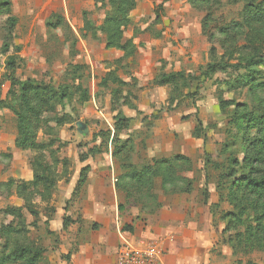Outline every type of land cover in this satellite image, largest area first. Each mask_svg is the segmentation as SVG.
Segmentation results:
<instances>
[{
    "label": "rangeland",
    "instance_id": "obj_1",
    "mask_svg": "<svg viewBox=\"0 0 264 264\" xmlns=\"http://www.w3.org/2000/svg\"><path fill=\"white\" fill-rule=\"evenodd\" d=\"M245 1L253 2L254 5L263 2L261 7L264 8V0H208L209 3L203 5L201 9L198 6L193 7L192 24L187 27L192 36H194V26H198L201 17L204 18L207 14L209 19L203 40L197 42L198 51H195L194 57H191L190 53L189 58L186 55L188 64L180 63L179 72L184 74V78L176 80L175 88H167V94L178 100L175 105H166V101H162L164 97L162 89L154 91L149 82H145L151 71L148 60H155L160 71L166 70L168 63L165 62L160 45L154 47L151 42L153 39L148 37V34L139 36L140 26L135 27L138 30L135 41L138 50L135 47L136 57L131 63L125 64L123 74L128 78L137 74L140 78L136 85L131 82L127 88L122 89L121 96L127 91L128 99L134 98L141 104L139 107L143 110V114L149 113L150 109L155 111L156 114L152 117H140V125H138L139 121L134 124L136 128L143 129L142 132L147 131L152 125L154 122L152 118L155 121L158 119L156 127H162L160 121H163L164 128H170L171 132L180 130L181 133L191 132L196 127L197 119L201 122L202 126L197 134L203 136L205 145L203 154L195 160V184L185 183L180 187L177 184L169 185L167 190L175 187L184 188V192H189L191 189L198 193L203 202L206 201L207 191L209 193L215 191L219 200L212 207V214L215 217L214 221L218 222L222 230L227 227V231L222 233V241L224 245H228L232 254L230 264H264V193L249 186L250 179L264 178V25L261 29H256V26L245 28L235 25L242 18ZM12 5L10 16L16 19L12 29L6 20L7 15L0 16V98L3 101L8 98L10 77L15 78L18 83L30 80L41 88L53 90V94H56L57 97L51 99L47 106H39L41 108L39 116L32 118L33 123L28 131L34 134L33 142L44 146L40 153L34 154L43 156L42 163L51 164L50 152H55L57 158L64 163L57 165L55 170L53 168L48 171L46 176V178H57L60 182L74 172L69 158L77 153L85 155L89 150L88 146L97 148V145L102 143L103 147L108 148L111 145L112 133H105L111 130L112 126L109 89H93L89 81L93 75L96 76L97 82L104 75V71L101 70L106 68L105 63L117 57L115 53L105 51L102 38L97 41L77 39L81 38L79 30L82 26L80 22L82 12L88 11L90 19L96 25L102 20L103 13L93 9L92 0H53L52 2L26 0L14 1ZM53 9L71 26L76 37V40L72 39L73 43L68 38L63 44L60 40L61 33L46 30L45 23L50 19ZM167 11L175 13L174 9ZM149 13L153 17L152 10ZM152 32L157 31L153 29ZM225 34L228 40L225 39ZM5 43L9 45V51L6 53L3 49ZM189 51L190 48H187V52ZM148 52H152L151 55ZM9 58L14 61L12 71H9L5 65ZM74 64L78 68L81 65H89V80L84 77V70L79 69L78 72L75 70L72 73ZM210 66L215 67L212 74L208 69ZM68 68L70 71L66 72ZM170 70L176 68L172 67ZM207 72L209 73L205 75ZM77 76L82 78L83 82H88L93 94L90 101L92 103L84 107L78 105L77 101L83 94L82 88L80 87L77 93L74 92V79ZM80 86L83 87L82 84ZM138 86L142 87L139 91H135V87ZM13 91L15 98L18 99L19 87H14ZM57 92L73 102H64V100L60 103ZM5 102L16 104L15 99L10 101L7 99ZM220 103L224 107L223 112L220 110ZM165 113L168 116L162 117ZM62 117H66L70 122L84 123L89 128L88 135L85 137L84 134H79L76 123L57 126V121ZM35 128L38 130L34 132ZM100 130L103 131V135H98ZM0 131L4 134L2 136L4 142L6 140L11 143L16 135L15 115L5 105L0 108ZM137 132L134 131L133 138L144 139V135H139L140 133ZM0 139L2 140L1 137ZM22 154L19 161L26 165L31 153ZM12 159L10 149L0 152V178H7L8 168L11 170L14 168ZM186 169V165H180L178 173L182 174ZM203 177L208 186L203 185ZM11 178H14L13 175ZM9 182H11L10 187H0V225L11 224L13 227H18L21 223L18 217L12 215L4 217L2 212L9 208H20L26 221L25 234L28 244H33L34 248L45 253H53L59 249L61 258L64 261L68 260L72 250L67 253L66 249L61 250L62 239L50 231L55 208L58 207V203L60 207L64 196L59 192L61 200L55 198L58 196V182L51 189L49 200L43 203L39 198L33 199L32 205L38 214L36 218L24 210L23 200L16 196V189L23 182L18 179H11ZM231 194L233 199L230 198ZM79 196L80 191L75 195L71 193L64 208L66 213L62 217V221H65L63 231L67 235H69L67 228L75 223L72 221L75 214L78 215L77 222L80 221L81 224ZM71 209L76 211L73 216L68 213ZM229 214H232V217H228ZM258 222L261 224L260 233H256ZM255 233L259 237L256 235L258 239L252 240L249 234ZM18 248V244L10 246V250L18 251L20 249ZM42 259L41 264H48V256H43Z\"/></svg>",
    "mask_w": 264,
    "mask_h": 264
},
{
    "label": "crops",
    "instance_id": "obj_2",
    "mask_svg": "<svg viewBox=\"0 0 264 264\" xmlns=\"http://www.w3.org/2000/svg\"><path fill=\"white\" fill-rule=\"evenodd\" d=\"M14 1L26 0H8L10 10ZM52 1L50 0V2ZM92 1L93 9L102 11V20L96 25L90 19L88 11L82 12L80 21L82 26H80L81 29L79 30L81 38L77 39L97 41L102 38L105 51L115 53L117 57L111 62L105 63L106 68L101 70L104 71V75L97 82L95 81L96 76L94 77L93 75H91L89 82L93 89H109L112 126L110 127L111 130H107L105 133L111 132L113 139L115 118L118 114L129 120L128 129L126 132L118 134V139L121 141L129 139L131 151H129L130 153L123 151L125 157L121 160L119 159L120 157L116 158L113 156V147L109 145L108 148L103 147L97 155L88 156L83 162L79 161L78 153L71 159L69 158L74 172L67 179L58 182V196H55V198L59 201L61 200L59 192L64 196L61 200V208L59 203L58 207L55 208L54 221L50 223L52 225L50 231L59 235L62 239L61 250L66 249V253L72 251L66 261L61 258L59 249L53 253H45L44 256H48V264H118L120 249L123 246L135 247L140 242L156 246L158 255L155 264H230L232 254L228 245L223 244L222 227L218 226V222L214 221L215 217L212 214V207L219 200L215 191H210V193L207 191L206 201L203 202L198 193L193 192L191 189L189 192H184V188L173 187L168 191V185H164L162 177L153 179V188L150 192L130 194L122 187H117V181L128 180V177L125 176L128 169L153 167L157 161L171 160L178 156L187 159L190 166L186 172L178 173L175 183L178 187L185 183L195 184V160L203 154L205 139L196 137L194 133L195 127L188 133H181L180 130L171 132L170 128H164L163 121H160L162 127H156L158 119L155 121L153 118L151 119L152 122H155H153L154 124L152 123L153 126L150 125L147 131L142 132L143 129L136 128L134 124L139 121L138 125H140V117H152V115H155L156 113L153 109H150L149 113L143 114V110L139 107L141 104L135 101L134 98H127L126 103L122 101L118 106H113V91L116 89V84L108 81L105 86H102L101 82L104 79H110L111 76H115L119 81L127 84L122 89L127 88L131 82L136 85L140 78L137 74L129 78L123 74L125 64L131 63L136 55L125 58L123 52L105 48V35L101 32L100 27L103 25L110 8L106 3L96 0ZM167 9H174L175 13H171ZM151 10L153 17L149 13ZM191 10L194 11L189 0H138L135 8L128 16L130 25L123 33V38L132 40L136 50H138L135 44L138 30L135 27L138 26H140L139 36L148 34V37L150 36L153 39L151 42L154 47L160 45L165 62L168 63L167 69L160 71L161 69H159L155 60L144 61L151 65V71L145 82H149L154 91L162 89L161 91L164 92L162 101H166V105L170 104L169 94H167L169 86H156L153 84L154 79L160 74L179 72L181 70L180 63L188 64V58L190 56L194 57L195 51H198L197 42L203 40L202 17L198 26H194V36L188 32L187 27L192 24L191 19L193 17ZM49 23H58L59 25L58 27L50 28L48 27ZM70 27L65 18L56 10L50 14V19L45 23L46 30L61 33L60 40H62L63 44L68 38H70L72 43V39L76 40ZM153 29L157 32H152ZM187 48H190L189 52H187ZM151 53L148 52L149 55ZM189 53L190 56H188ZM186 55L188 58H185ZM185 66L182 67L185 68ZM74 67L78 68L75 64ZM172 67H175L176 70H170ZM69 68L66 72L70 71ZM79 69L84 70V77L89 80V65H81ZM79 84H82L84 87L82 88L87 90L88 93L87 101L81 103L77 100L78 105L84 107L92 103L90 101L93 94L90 91L91 87L88 82H83L82 78L76 79L74 85L77 86ZM141 87H135V91H139ZM125 94H127V91ZM0 101L3 100L0 98ZM155 101L157 102V100ZM177 101L171 105H175ZM167 116L166 113L162 115V117ZM134 131H138L139 135H144V139L142 137L140 140L134 139ZM102 132V130L98 131V135H103ZM3 135V132L0 131V137L2 138V140L0 139V152L10 149V153L13 155L14 168L12 170L8 168L6 173L8 177L0 178V184L5 183L9 179H18L26 183L31 182L33 174L30 164L34 154L29 150H20L15 147L17 130L11 143L6 140L4 142ZM87 135L84 136L86 137ZM101 144H98L97 147ZM129 146L124 149H129ZM88 147L91 149L93 146ZM22 153L24 155L25 153H31L27 158L26 165L19 161ZM83 167H88L89 170L79 196V213L82 216L81 224L80 221L77 222L78 215L75 214L76 211L71 209L68 213L71 216L75 214L74 218L72 217V221L75 223L67 228L69 232V235H67L64 233L62 225V217L66 213L64 208L78 183L79 173ZM12 175L14 178H11ZM202 182L204 186L209 185H206L205 177L202 178Z\"/></svg>",
    "mask_w": 264,
    "mask_h": 264
},
{
    "label": "trees",
    "instance_id": "obj_3",
    "mask_svg": "<svg viewBox=\"0 0 264 264\" xmlns=\"http://www.w3.org/2000/svg\"><path fill=\"white\" fill-rule=\"evenodd\" d=\"M101 3H106L109 6V11L106 14V18L103 22V25L100 27L101 32L105 35V48L106 49H114L124 53L125 58H130L135 55V46L132 43V40H125L123 38V33L125 29L130 25V21L128 19L129 13L135 8L136 3L138 0H96ZM191 7H199L202 8L203 5L208 4V0H189ZM263 2H259L258 4L254 5L253 2L248 3L245 1V5L243 7L242 18L239 23H236V26L245 27V28H252L256 26V29H261L264 25V8L261 7ZM10 3L8 0H0V14L7 15V21L9 23V27L12 29L15 25L16 19L10 16ZM207 17V18H206ZM206 18V19H204ZM202 19L201 28L202 33L204 34L207 28V21L209 17L206 16ZM59 23V21H58ZM58 23L56 24H48V27L54 28L58 27ZM223 33L221 32V35ZM9 36V34H8ZM225 39L228 38L227 34L224 35ZM228 40V39H227ZM4 52L6 53L9 51V45L5 43L3 45ZM7 69L12 71L14 68V61L9 58L7 61ZM214 67V66H213ZM77 72L79 68L74 67ZM210 73L214 72V68L210 66L209 68ZM75 71H72V73ZM207 72L205 75H207ZM76 74V73H74ZM10 77V76H9ZM74 76L72 77V79ZM183 79L184 74L182 72L177 73H169V74H160L158 75L153 84L156 86H169L171 88H175L176 80ZM81 79L77 76L74 80ZM108 81H111L113 84H116V89L113 91V106H118L122 101H125L129 96V93L125 94V96H121V90L123 87L127 86V84L119 81L115 76H111L110 79H104L101 82L102 86H105ZM9 91L7 92V99L10 101L15 99V105H12V102H5L0 101V108H3L4 105L10 108L15 115L16 118V130H17V137L15 140V147L20 150H29L33 152V154L37 155V152H41L44 149L42 144H37L34 141V134L29 133L28 129L32 125V118L39 116V111L41 108L39 106H47L48 102L50 103L51 99H55L56 94H53V90H47L45 88H41L35 82L30 80H26L24 82L18 83L17 80L13 77L9 78ZM81 84L75 86V93L80 90ZM19 87L20 91L18 93V99L14 96V87ZM172 91V90H171ZM174 91V90H173ZM50 92V94H49ZM82 96L79 97V102H85L88 99L87 90H83L82 88ZM48 95V96H47ZM58 95V99L61 102H69L68 98H65L64 95ZM57 97V96H56ZM68 100V101H66ZM177 99L173 98L171 95L169 96V103L173 104ZM10 104V105H9ZM17 105V106H16ZM220 110L223 112L224 107L222 104H219ZM66 119V120H65ZM116 122L114 125V137L111 140V145L113 147V156L119 159H124V152H128L130 150V140L121 141L118 139V134L126 132L128 129L129 120L124 118L121 114H118L115 118ZM73 124L74 121L70 122L69 119L66 117H62L61 120L57 121V126H61L62 124ZM37 126V124H36ZM202 126L201 122L197 119L196 127L194 129V133L196 137L203 138V136L197 134V131ZM38 130L35 128L34 132ZM79 134L83 135V133L79 132ZM48 135L49 132H48ZM108 136V134H106ZM108 138V137H107ZM126 146H129V149H124ZM103 145H99L97 148H91L88 150L85 155H78V159L80 162H83L88 156L93 157L101 152ZM124 149V150H123ZM127 150V151H126ZM51 151L53 149L51 148ZM57 151V149L55 150ZM33 156L31 160V170L33 174V179L31 182H23L20 186L16 189V196L23 200L24 202V210L32 216L36 218L38 216L36 210L33 208L32 201L34 198H39L40 202H45L51 198V189L54 185L59 182V179H55L53 177H47L48 171H51L53 168L55 170L56 166L60 163L63 165L64 163L60 158H57L55 152H50V159L51 164L42 163L44 160L42 155ZM189 161L182 157H175L171 160H160L154 163L153 167H143V168H130L126 173V177H128L127 181L121 180V182L117 181V187H122L130 194H141L145 191L150 192L153 188V179L162 177V181L164 185H175L178 176V169L180 165L187 166L188 169ZM186 169V170H187ZM89 168L83 167L79 173V180L76 184L73 195L77 192L81 191L83 185L86 181V176L88 173ZM10 181V180H9ZM7 182V184H0L1 188L10 187L11 182ZM9 183V184H8ZM235 184V183H234ZM232 184V185H234ZM249 186L254 189L258 190L259 192L264 193V178L261 180L257 179H250ZM230 198L233 199V194H231ZM9 210V211H8ZM8 210H3L2 215L6 217V215H12L19 218L21 222L18 227H13L11 224L0 225V264H41L42 258L45 252L34 248L33 244H28V240L26 239L25 234V226L26 221L25 217L21 213L20 208H9ZM228 217H232V214L227 215ZM63 229L65 228V221H62ZM261 224L257 223L256 233H260ZM227 231V227L223 232ZM249 234V237L257 238V234ZM257 235V236H256ZM259 237V236H258ZM24 243V244H22ZM12 244H18L19 250H10V246Z\"/></svg>",
    "mask_w": 264,
    "mask_h": 264
},
{
    "label": "built area",
    "instance_id": "obj_4",
    "mask_svg": "<svg viewBox=\"0 0 264 264\" xmlns=\"http://www.w3.org/2000/svg\"><path fill=\"white\" fill-rule=\"evenodd\" d=\"M157 255L155 245L140 242L135 247L123 246L119 252L118 264H155Z\"/></svg>",
    "mask_w": 264,
    "mask_h": 264
},
{
    "label": "water",
    "instance_id": "obj_5",
    "mask_svg": "<svg viewBox=\"0 0 264 264\" xmlns=\"http://www.w3.org/2000/svg\"><path fill=\"white\" fill-rule=\"evenodd\" d=\"M75 126H76V129H77L78 133L81 132L84 135H87L88 134V128H87V126L84 123L77 122L75 124Z\"/></svg>",
    "mask_w": 264,
    "mask_h": 264
}]
</instances>
